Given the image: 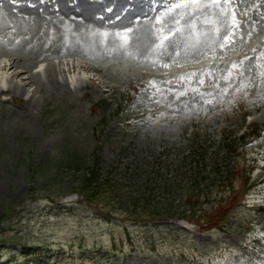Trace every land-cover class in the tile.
<instances>
[{
	"label": "rangeland",
	"instance_id": "1",
	"mask_svg": "<svg viewBox=\"0 0 264 264\" xmlns=\"http://www.w3.org/2000/svg\"><path fill=\"white\" fill-rule=\"evenodd\" d=\"M12 58L30 80L0 93V264H264V0H0V64ZM164 69L176 77H143ZM93 151L110 186L87 204L75 190L85 168L70 165ZM233 168L251 188L233 180L223 232L131 210L178 213L191 188L204 207L229 203Z\"/></svg>",
	"mask_w": 264,
	"mask_h": 264
},
{
	"label": "trees",
	"instance_id": "2",
	"mask_svg": "<svg viewBox=\"0 0 264 264\" xmlns=\"http://www.w3.org/2000/svg\"><path fill=\"white\" fill-rule=\"evenodd\" d=\"M253 132L257 135V128L256 126L253 127ZM260 135V134H259ZM199 157L200 160H204L205 155L204 152H201L197 155ZM97 159L94 163L95 167L93 169H90V167L87 169L88 174L81 177L80 179V185L77 187L76 191L85 198V200L90 203L93 204L95 203L101 196V193L103 194V190L104 186L109 187V183L107 179H101L100 180V175L98 173V163H97ZM75 166H79V165H75ZM235 173L231 172L230 170L228 171V174L226 176V178L228 180H230L234 177ZM199 180H205L203 175L199 176V179H195L192 183L193 185H197V183L199 182ZM246 183V178H244L243 181V185ZM187 195L189 196L187 203H189L188 205H190V210L188 211V217L190 219H194L197 222L203 223L205 225L206 228H217L219 230H223L225 223H226V215L228 213V205L230 204H234V201H232V203H228V205H224L223 201L221 199L219 200H215V202L210 204V207H196L195 206V202L197 201H193L192 199H194L195 197L198 196L197 193L194 192V190L192 189V191L188 192ZM146 202V201H145ZM145 207H147V204L144 203V205H142L141 208L142 210H145ZM196 208L198 210H196ZM153 211L151 213V218H155L156 216H162V217H167L168 215H172V213H166L164 212L163 214L161 213V211H159L158 209H156V207H152ZM260 211H264V207H259ZM23 249L27 250V247L23 246ZM9 264V263H7Z\"/></svg>",
	"mask_w": 264,
	"mask_h": 264
},
{
	"label": "bare ground",
	"instance_id": "3",
	"mask_svg": "<svg viewBox=\"0 0 264 264\" xmlns=\"http://www.w3.org/2000/svg\"><path fill=\"white\" fill-rule=\"evenodd\" d=\"M17 59H13L12 60H9V61H4L3 64L0 65V70L1 71H4V73L2 74V76L0 77V84L3 82V79L5 77V75L8 74V72L10 71V81L8 82V84L6 86H2L0 85V93L5 90V87L6 90L11 93V94H15L17 91H20L22 94L24 93V90H25V85L28 83L27 81L30 80V77L28 76V70H22V71H18L17 70ZM74 61L70 62L69 66L71 67H74ZM82 66V65H81ZM40 74H45L46 77L48 76H51L54 74V67L53 65H51L49 68H47L45 71H43L42 73ZM48 75V76H47ZM13 77H19L18 79H20V81H22V84L18 85L15 80H13L12 78ZM76 77H71L69 79V81H72L74 80ZM80 81H82V77L80 76L79 77ZM87 80V79H86ZM68 81V80H67ZM85 84H83V82H81L80 84V87H82L80 90H82L83 88H85ZM79 87V86H78ZM24 103H25V106H30L32 105L33 103L31 101H33L32 99V96H28L24 99Z\"/></svg>",
	"mask_w": 264,
	"mask_h": 264
},
{
	"label": "snow or ice",
	"instance_id": "4",
	"mask_svg": "<svg viewBox=\"0 0 264 264\" xmlns=\"http://www.w3.org/2000/svg\"><path fill=\"white\" fill-rule=\"evenodd\" d=\"M220 2V0H213V3H216V4H218ZM189 3H191V4H200L201 3V0H189ZM185 6V4H177V7H184ZM179 29H177V31H178ZM168 37L167 36H165L164 37V39H167ZM210 102V101H209Z\"/></svg>",
	"mask_w": 264,
	"mask_h": 264
}]
</instances>
